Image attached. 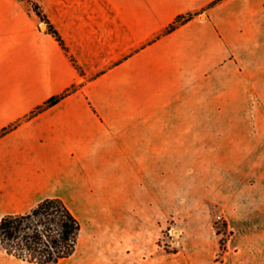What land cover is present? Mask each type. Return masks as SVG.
Wrapping results in <instances>:
<instances>
[{
	"label": "crops",
	"instance_id": "0c3cea01",
	"mask_svg": "<svg viewBox=\"0 0 264 264\" xmlns=\"http://www.w3.org/2000/svg\"><path fill=\"white\" fill-rule=\"evenodd\" d=\"M38 2L70 51L29 0H0V133L18 123L0 136V219L61 197L82 222L72 256L89 228L96 264H129L130 245L151 255L147 222L160 209L146 166L192 148L193 113H225L224 86L264 85V0ZM114 32L121 57L92 68L91 40Z\"/></svg>",
	"mask_w": 264,
	"mask_h": 264
},
{
	"label": "rangeland",
	"instance_id": "374dc122",
	"mask_svg": "<svg viewBox=\"0 0 264 264\" xmlns=\"http://www.w3.org/2000/svg\"><path fill=\"white\" fill-rule=\"evenodd\" d=\"M116 34L91 40L84 56L92 68L121 57ZM222 90L225 113H193L192 148L161 150L164 164L146 166V186L159 189L160 209L147 222L151 255L135 256L130 245L129 264H264V85L249 86L242 77ZM90 238L85 228L77 253L59 264H96ZM0 264L38 263L0 247Z\"/></svg>",
	"mask_w": 264,
	"mask_h": 264
},
{
	"label": "trees",
	"instance_id": "16d2710c",
	"mask_svg": "<svg viewBox=\"0 0 264 264\" xmlns=\"http://www.w3.org/2000/svg\"><path fill=\"white\" fill-rule=\"evenodd\" d=\"M36 13L47 23L48 29L69 51L64 38L55 24L48 17L40 3L29 0ZM197 13L178 15L164 30L170 33ZM154 40V39H153ZM74 64L82 74L85 70L71 56ZM78 88L73 85L65 92L49 98L33 114L39 113L56 104L63 97ZM15 123L6 127L0 136L17 126ZM82 222L67 202L61 197H47L37 203L31 210L7 213L0 219V247L18 259L38 264H59L71 257L78 246ZM223 244V243H222Z\"/></svg>",
	"mask_w": 264,
	"mask_h": 264
}]
</instances>
